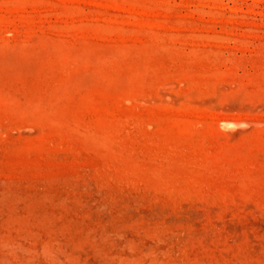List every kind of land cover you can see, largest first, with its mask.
<instances>
[{
  "label": "rangeland",
  "instance_id": "obj_1",
  "mask_svg": "<svg viewBox=\"0 0 264 264\" xmlns=\"http://www.w3.org/2000/svg\"><path fill=\"white\" fill-rule=\"evenodd\" d=\"M0 264H264V0H0Z\"/></svg>",
  "mask_w": 264,
  "mask_h": 264
}]
</instances>
